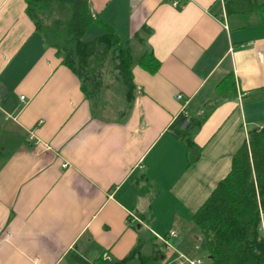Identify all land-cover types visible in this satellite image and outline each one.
<instances>
[{
	"label": "crops",
	"instance_id": "1",
	"mask_svg": "<svg viewBox=\"0 0 264 264\" xmlns=\"http://www.w3.org/2000/svg\"><path fill=\"white\" fill-rule=\"evenodd\" d=\"M90 3L104 27L86 40L108 26L131 48L134 99L118 119L85 97L26 0H0V142L21 138L0 161V264L122 261L140 234L145 264H209L192 218L264 123V24L228 19L225 0ZM182 113L205 118L192 164L169 131Z\"/></svg>",
	"mask_w": 264,
	"mask_h": 264
},
{
	"label": "trees",
	"instance_id": "2",
	"mask_svg": "<svg viewBox=\"0 0 264 264\" xmlns=\"http://www.w3.org/2000/svg\"><path fill=\"white\" fill-rule=\"evenodd\" d=\"M225 1L228 19H239L249 26L251 15L258 13L264 24V4L257 0ZM26 4L36 31L57 50L64 67L80 80L88 100L94 103L101 100L105 81L111 78L118 84L117 93L126 104L132 102L135 84L131 48L108 26L95 39L86 40L92 28L104 27L93 14L90 0H26ZM204 120L191 119L182 113L169 128L186 147L190 164L199 159L200 149L193 137ZM20 141L19 137L15 144L0 142V161L9 157ZM263 215L264 123L262 128L249 131L248 140L233 157L231 172L192 218L203 238L209 264H264ZM133 228L139 231L137 226ZM140 236L136 247L122 261L101 258L89 262L75 251L68 257L72 264H145L148 260L142 254L145 237Z\"/></svg>",
	"mask_w": 264,
	"mask_h": 264
},
{
	"label": "rangeland",
	"instance_id": "3",
	"mask_svg": "<svg viewBox=\"0 0 264 264\" xmlns=\"http://www.w3.org/2000/svg\"><path fill=\"white\" fill-rule=\"evenodd\" d=\"M118 91L119 86L114 81V79L107 78L105 81V91L102 97L103 99L101 100L102 105L98 107V112L101 113V117H104L106 119H118L120 117V114L124 113L126 108V102L125 100H123L120 94H118ZM199 253L203 260L207 263V252L202 250L199 251Z\"/></svg>",
	"mask_w": 264,
	"mask_h": 264
},
{
	"label": "built area",
	"instance_id": "4",
	"mask_svg": "<svg viewBox=\"0 0 264 264\" xmlns=\"http://www.w3.org/2000/svg\"><path fill=\"white\" fill-rule=\"evenodd\" d=\"M176 6V5H175ZM226 29H227V27H225ZM180 98V97H179ZM21 100L22 101H24L25 100V97H21ZM261 128V127H260ZM170 237H172V238H175V237H177V234H176V232L174 231V232H171L170 233ZM164 243L166 244V246H167V248H169V249H171V245L169 244V242L168 241H164ZM103 258L105 259V260H110V257L108 256V254H105L104 256H103ZM178 264H202L200 261H193V260H190V259H188V258H186V257H184L183 255L182 256H180V260H179V262H178Z\"/></svg>",
	"mask_w": 264,
	"mask_h": 264
}]
</instances>
